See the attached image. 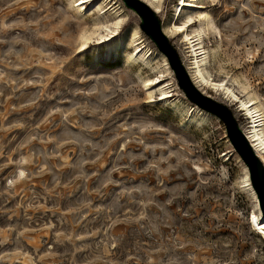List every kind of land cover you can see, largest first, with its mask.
<instances>
[{"label":"rangeland","instance_id":"1","mask_svg":"<svg viewBox=\"0 0 264 264\" xmlns=\"http://www.w3.org/2000/svg\"><path fill=\"white\" fill-rule=\"evenodd\" d=\"M75 1L0 0V264H264L262 214L224 124L185 99L134 8L101 0L102 13L81 16ZM142 1L192 83L229 109L264 164L241 111L249 92L264 114V0H196L179 20L184 0ZM97 18L121 19L113 40L134 29L156 59L126 63L134 46L109 50L101 31L90 36ZM172 20L200 37L204 77L237 98L195 75ZM149 79L170 102L149 96Z\"/></svg>","mask_w":264,"mask_h":264},{"label":"bare ground","instance_id":"2","mask_svg":"<svg viewBox=\"0 0 264 264\" xmlns=\"http://www.w3.org/2000/svg\"><path fill=\"white\" fill-rule=\"evenodd\" d=\"M103 1V0H102ZM151 5H156V7L160 8L161 7V3L162 0H147ZM194 1L196 0H192L190 1V4H188L186 0H184L181 4L182 9L181 11H179V9H177L176 11V15L178 16L177 19L181 16L184 7H190L193 8V4L195 3ZM92 2V0H78L75 1V6L77 8V14L78 15H85L86 13H91L92 10H97L100 13H102L103 8L102 6V2L101 0L98 2H95L91 5L89 10H86V8L84 7L85 3H90ZM118 12V10H117ZM189 14V13H188ZM119 16V15H118ZM190 18V16H189ZM116 19V18H115ZM209 18H207L208 21ZM179 20V19H178ZM124 22V21H123ZM94 30L93 32L90 34V36L95 35L97 32L101 31L100 33V40H105L109 39V42L106 43V47L109 50H116V48L118 47H123L125 49H127L130 45L134 46V53L132 54H126L127 56L125 57V62L130 64L132 62L136 63V62H140L144 65H149L152 61H154L156 59L157 56H152L149 53V50L147 49H142L139 48V40H141L140 38H138L136 36V31L133 29L132 32V39L131 40H125V37L123 36L122 38H118L117 40H113L114 39V35L115 34H119V30L122 29V20L118 19L117 21L108 24L107 22H103L100 21L98 18L96 20H94ZM171 26H173L174 29H177L179 31L182 32V34L184 35L185 40L190 44L191 48H193L194 51V73L197 77L201 78L202 80H204L203 82H206L207 84H209L211 86V88L213 87L214 89L217 90H222L225 91L227 93V95H232L234 98H237V95L231 90V88L229 89L226 84H224V82H215L212 80H208L207 78L204 77V70L202 68V65L206 64V53L202 50H197V46L199 45V39L200 37H196L197 39L195 40L194 38H190L189 34L186 31V28L184 27H180L179 25H177L175 22H171ZM177 32V31H176ZM130 35V36H131ZM87 38H83L82 41V45L83 47L86 46L87 44ZM120 49V48H119ZM122 49V48H121ZM162 73V72H161ZM153 80L149 79L144 81V86L148 91V94L150 97H152V94L156 91V90H160V92L162 93V95L164 96L163 101L168 102V94L167 91L165 90L166 88H164L161 84L159 86L153 87L152 83ZM170 102V101H169ZM241 106L243 107V109H241L242 112H244V115L247 116L248 119H251L252 122V133H251V142L253 143V146L257 149V150H262L264 152V114L260 111V106H259V102L252 98L251 93L247 92L246 93V99L242 100L241 99ZM180 111V113H184L185 109H178ZM189 114V113H188ZM191 120L192 122H195V124L197 126H201L205 121H206V117L204 115H200V114H191ZM261 159L264 160V155L261 153ZM252 217V215H251ZM250 217V218H251ZM255 224H256V232L258 234H260L259 232L262 233V230L264 229V215L261 216V218H254ZM254 224V225H255ZM264 232V231H263ZM264 234V233H262ZM260 234V235H262ZM263 236V235H262ZM264 238V237H263Z\"/></svg>","mask_w":264,"mask_h":264},{"label":"water","instance_id":"3","mask_svg":"<svg viewBox=\"0 0 264 264\" xmlns=\"http://www.w3.org/2000/svg\"><path fill=\"white\" fill-rule=\"evenodd\" d=\"M129 9L134 8L142 17L148 20L150 40L163 49L162 53L166 56L169 66L173 71L178 88L182 91L185 99L196 107H204L212 116L219 119L225 127L226 134L234 152L239 157L247 170L250 188L255 196L257 207L262 215H264V164L259 156L247 140V135L238 127L233 114L221 103L214 101L211 97L203 94L192 83L190 76L182 65L175 50L170 46L168 39L162 32L158 19H153L154 12L149 5L142 0H122ZM132 1V4H131ZM142 26V24H141ZM144 30L143 27L141 28ZM155 33H152V30ZM152 37V38H151ZM159 38V39H158ZM162 47V48H161Z\"/></svg>","mask_w":264,"mask_h":264},{"label":"trees","instance_id":"4","mask_svg":"<svg viewBox=\"0 0 264 264\" xmlns=\"http://www.w3.org/2000/svg\"><path fill=\"white\" fill-rule=\"evenodd\" d=\"M148 21H150V20H148ZM147 21V23H148V30H149V27L151 26V25H149V22Z\"/></svg>","mask_w":264,"mask_h":264}]
</instances>
